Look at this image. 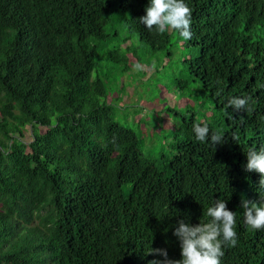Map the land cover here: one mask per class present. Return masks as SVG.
<instances>
[{"label": "trees", "instance_id": "1", "mask_svg": "<svg viewBox=\"0 0 264 264\" xmlns=\"http://www.w3.org/2000/svg\"><path fill=\"white\" fill-rule=\"evenodd\" d=\"M164 17L213 103L173 157L116 118L98 61L124 26L170 53ZM0 113V264H264V0H0Z\"/></svg>", "mask_w": 264, "mask_h": 264}, {"label": "rangeland", "instance_id": "2", "mask_svg": "<svg viewBox=\"0 0 264 264\" xmlns=\"http://www.w3.org/2000/svg\"><path fill=\"white\" fill-rule=\"evenodd\" d=\"M116 14L119 15L116 19L119 28L128 14ZM170 23L168 17L163 18V24L169 25L172 34L170 53L153 51L136 35L130 36L126 42L125 37L130 33L124 26L117 41L102 46L98 61L108 90V101L116 108V118L136 131L143 140L142 149L146 154L173 157L178 155L174 147L177 133H174L192 115L201 120L211 118L213 103L207 98V90L196 74L188 67L194 50L179 40ZM113 45L121 49L130 46L132 51L128 54L126 69L111 60L109 48ZM6 109L10 114L14 112L10 104ZM45 130L46 126L38 123L13 128L14 137L9 146L14 148L22 141L28 143L34 132Z\"/></svg>", "mask_w": 264, "mask_h": 264}]
</instances>
